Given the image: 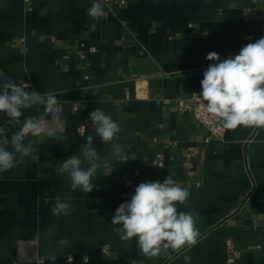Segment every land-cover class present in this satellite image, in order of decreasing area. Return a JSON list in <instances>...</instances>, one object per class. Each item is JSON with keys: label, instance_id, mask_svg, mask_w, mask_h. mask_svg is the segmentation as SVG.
I'll return each instance as SVG.
<instances>
[{"label": "crops", "instance_id": "1", "mask_svg": "<svg viewBox=\"0 0 264 264\" xmlns=\"http://www.w3.org/2000/svg\"><path fill=\"white\" fill-rule=\"evenodd\" d=\"M92 2L0 0V69L28 91L55 93L64 129L60 139L29 137L32 155L0 172V264H228L232 250L234 264H264V128L227 129L206 143L207 131L174 103L201 91L209 52L224 59L264 36V0H128L104 5L99 19L86 14ZM96 108L120 123L128 161L95 135ZM90 135L108 166L87 194L56 166ZM168 175L190 191L179 208L198 214V242L151 258L119 239L111 215L139 183ZM57 196L69 215L51 213Z\"/></svg>", "mask_w": 264, "mask_h": 264}, {"label": "clouds", "instance_id": "2", "mask_svg": "<svg viewBox=\"0 0 264 264\" xmlns=\"http://www.w3.org/2000/svg\"><path fill=\"white\" fill-rule=\"evenodd\" d=\"M86 14L99 19L105 16L101 0H93ZM206 60L211 61L203 71L198 98L207 114L223 121V128L236 129L240 126L264 128V36L241 47L238 53L221 59L219 53L209 52ZM31 85L17 80L0 69V172L17 167V157H29L35 151L29 137L60 139L63 106L57 95L46 91L41 94L28 91ZM43 108L46 116L25 115L29 109ZM23 117V119H21ZM89 121L104 144H110L116 161L129 158L125 146L116 141L122 129L120 123L101 108L89 113ZM28 141L25 143V141ZM86 165V167L84 166ZM108 165L93 147V136L86 143L56 166L57 175H66L72 190L90 193L98 185L93 183L97 171ZM187 187L181 186L171 175L160 180L141 182L135 187L130 201L121 203L111 215L119 239L130 242L135 239L141 253L147 257L166 256L171 251L190 249L198 242V214L181 211L179 205L190 197ZM72 205L55 197L51 208L54 216L69 215ZM68 240L59 241L64 247ZM55 261L52 253L47 257ZM189 264L190 257H184Z\"/></svg>", "mask_w": 264, "mask_h": 264}, {"label": "built area", "instance_id": "3", "mask_svg": "<svg viewBox=\"0 0 264 264\" xmlns=\"http://www.w3.org/2000/svg\"><path fill=\"white\" fill-rule=\"evenodd\" d=\"M128 0H101L103 5L109 6L113 3L125 6ZM91 52H95L94 47L90 48ZM129 94L127 95V97ZM166 103L171 101L166 100ZM174 103L180 113H187L191 118L196 121L207 131L205 142L209 143L212 139H224L227 129L223 128V121L219 118L212 117L205 112L198 98V94L193 93L188 97H178L174 99ZM78 133L83 135L85 133V127H80ZM236 262V251L232 250L227 263L234 264Z\"/></svg>", "mask_w": 264, "mask_h": 264}]
</instances>
